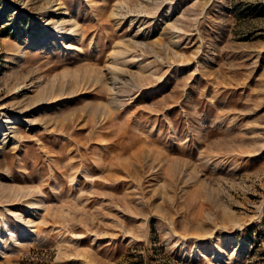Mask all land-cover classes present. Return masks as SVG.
<instances>
[{
  "label": "rangeland",
  "instance_id": "obj_1",
  "mask_svg": "<svg viewBox=\"0 0 264 264\" xmlns=\"http://www.w3.org/2000/svg\"><path fill=\"white\" fill-rule=\"evenodd\" d=\"M0 264H264V0H0Z\"/></svg>",
  "mask_w": 264,
  "mask_h": 264
},
{
  "label": "bare ground",
  "instance_id": "obj_2",
  "mask_svg": "<svg viewBox=\"0 0 264 264\" xmlns=\"http://www.w3.org/2000/svg\"><path fill=\"white\" fill-rule=\"evenodd\" d=\"M63 14L64 12H63V10H62V7L60 6V7H58V12H57V14ZM141 67H142V64H141ZM140 67V68H141Z\"/></svg>",
  "mask_w": 264,
  "mask_h": 264
}]
</instances>
